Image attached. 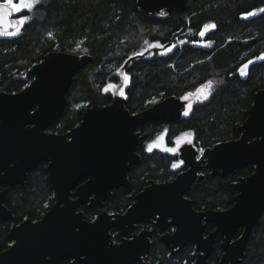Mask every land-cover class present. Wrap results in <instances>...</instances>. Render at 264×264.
<instances>
[{
	"label": "water",
	"instance_id": "95a60500",
	"mask_svg": "<svg viewBox=\"0 0 264 264\" xmlns=\"http://www.w3.org/2000/svg\"><path fill=\"white\" fill-rule=\"evenodd\" d=\"M186 3L137 0L148 15L161 18L170 17L173 10H184ZM20 26L14 7L1 1L0 30L9 32ZM92 59L88 53L49 51L27 71V77L33 78L28 86L15 93L0 92V182L24 184L27 172L47 161L57 198L40 220L28 218L12 226L14 242L0 251V264H63L66 259L84 264H134L149 250L145 233L114 243L109 229L117 225L125 234L135 222L157 214L156 224L161 228L176 226L173 233L161 237L172 251L180 250L186 242L196 244L193 264H207L219 233L224 237L221 261L240 264L264 211V88L255 93L248 117L238 127V138L206 147L200 157L192 144H184L181 157L188 168L173 181H151L125 213L103 211L94 221H87L84 213L77 211L79 204L103 205L113 188L129 186L128 171L141 161L136 148L142 135L137 127L180 119L187 103L182 96L169 95L132 112L126 97L119 93L125 78L123 66L110 103L87 107L80 124L64 133L46 132L62 115L75 74ZM203 164L213 175H227L248 165H253L254 171L233 182L237 193L232 206L197 211L185 193L203 177ZM83 178L88 179L76 186ZM7 191L8 187L0 189V219L14 218L4 204ZM209 223L215 228L205 235Z\"/></svg>",
	"mask_w": 264,
	"mask_h": 264
},
{
	"label": "trees",
	"instance_id": "16d2710c",
	"mask_svg": "<svg viewBox=\"0 0 264 264\" xmlns=\"http://www.w3.org/2000/svg\"><path fill=\"white\" fill-rule=\"evenodd\" d=\"M35 9L37 14L24 23L20 34L0 36V78L6 91L24 87L29 81L24 77L27 70L49 51L93 57L75 74L65 110L52 130L65 131L78 125L90 105L110 103L113 92L102 89L108 81H120L123 66L125 76H129L124 89L126 106L132 112L169 95L183 96L216 79L212 94L195 101L180 119L139 127L145 140L165 131L168 144L185 131H191L193 141L201 147L238 138V127L248 117L255 93L264 88V58H260L264 54V0H187L184 10H173L166 18L148 15L137 0H44ZM256 9L260 11L248 16ZM208 23L214 26L204 32ZM178 40H182L180 45L162 53ZM176 158L156 149L144 154L130 170L129 188L115 190L107 205L123 208L147 178L174 176L178 171L173 165ZM208 171L205 168V177L193 184L189 194L198 208H226L233 205L237 193L233 182L252 173L254 166L227 175ZM53 200L49 173L40 163L29 172L24 185L9 188L6 203L15 214L14 221H20L39 218ZM10 226L11 220H0V249L12 242ZM222 242L218 235L207 264H227L221 261ZM166 250L161 245L154 249L160 264H192L195 258L192 244L169 257ZM240 264H264V211L253 227Z\"/></svg>",
	"mask_w": 264,
	"mask_h": 264
},
{
	"label": "flooded vegetation",
	"instance_id": "af4514ba",
	"mask_svg": "<svg viewBox=\"0 0 264 264\" xmlns=\"http://www.w3.org/2000/svg\"><path fill=\"white\" fill-rule=\"evenodd\" d=\"M7 2V1H5V0H0V2ZM8 3V2H7ZM24 11H26V10H24ZM23 13V11L21 12V13H16L17 14V16H19V18L22 16V15H25V14H22ZM23 27V26H22ZM1 32H3V33H5L4 31H2V30H0ZM30 69V68H29ZM28 69V70H29ZM27 70V71H28ZM24 77L25 78H27L29 81L27 82V84L24 86V87H22L20 90H22L23 88H25L26 86H28L29 85V83L32 81V79L33 78H29V77H27V72L25 73V75H24ZM126 78H127V76H125V78H124V83H123V85L121 86V87H124V86H126L125 85V82H126ZM120 80H121V78H120ZM1 82H2V79L0 78V92H8V93H15V92H18V91H20V90H17V91H6L5 90V88L2 86V84H1ZM120 83V81L119 82H117V83H115L114 84V89L111 91V92H113L114 93V90H115V87L118 85ZM123 96H125V92H124V94H122ZM184 99V98H183ZM68 100V99H67ZM186 100V99H185ZM68 102V101H67ZM97 104V103H96ZM67 105V104H66ZM91 106V105H90ZM186 106V105H185ZM89 107V106H88ZM36 108V107H35ZM184 109H185V107H184ZM65 110V109H64ZM185 111V110H184ZM64 112V111H63ZM63 114V113H62ZM184 114H185V112H184ZM183 114V115H184ZM60 118V117H59ZM58 118V119H59ZM57 119V120H58ZM57 120L55 121V122H53L51 125H49L48 126V128L46 129V132H49V133H64V132H66V131H68V130H70V129H72L73 127H71V128H69V129H67V130H65V131H55V130H52V126L57 122ZM80 124V123H79ZM148 124V123H147ZM146 125V124H145ZM139 127H141V126H138L137 127V131H139L140 133H141V135H142V140H141V142L138 144V146H137V148H136V152L137 153H139L140 155H141V161H142V158H143V155L144 154H148L149 152H151V151H153V150H160V151H162L163 153H165L166 155H177V158H176V160H175V162H179V166H178V168H176L178 171L175 173V175L174 176H172V177H170V178H167V179H158V178H153V177H149V178H147L146 179V181L141 185V187L140 188H138L137 190H135V191H133L132 192V194H133V196H132V199L127 203V205L125 206V207H123V208H120V209H114V208H111V207H109L108 205H107V201H108V199L113 195V193L115 192V190H117V189H122V188H124V189H128L129 188V186L128 187H123V186H119V187H116V188H113L112 189V194L109 196V197H107L106 199H104V202H103V205H94V206H89V201H87V202H84V203H81V204H79V206L77 207V211H82L83 213H84V218L87 220V221H94L103 211H107L109 214H114V213H121V214H123V213H125L127 210H128V208L136 201V196H137V194L139 193V192H141L144 188H146L147 186H149L150 184H151V181H154V182H157V183H163V182H168V181H173L175 178H176V176L179 174V173H181V172H183L184 170H186L187 168H188V165H186V163H185V161H184V159L181 157V148H182V146L184 145V144H187V143H190V144H192L193 145V147L194 148H196L197 150H198V153H197V157H200V155L202 154V152H203V150L206 148V147H201V146H198L197 144H195V142L192 140L191 142H186V143H183L180 147H179V150L177 151V152H174V153H171V152H169L168 150H165V149H159V148H149V146H148V143L149 142H151L152 140H154V139H151V140H145V134L141 131V129H139ZM167 143V142H166ZM143 144V147H142V150H141V148H140V146ZM168 145H170V144H168L167 143V146ZM207 147H209V146H207ZM140 161V162H141ZM139 162V163H140ZM40 163H44L45 165H46V168H47V171H48V173H49V177H50V181H51V183H52V185H53V191H54V200H53V202L50 204V206L45 210V212L42 214V216H40L39 218H37V219H33V218H31V217H25V218H23L22 220H20V221H14V219H15V214H14V212H13V210L7 205V203H6V200H7V195H8V191H9V188H11V187H13V186H7V185H5V184H3V183H1L0 182V189L1 190H4L5 188H7L8 187V191H7V194H6V198H5V201H4V204L10 209V210H12V212H13V215H14V218L13 219H0V220H11V226H10V229H9V234H10V230H11V228H12V226L14 225V224H19L20 222H22V221H24V220H26V219H28V218H30L31 220H33V221H37V220H40L43 216H44V214L52 207V206H54V204L56 203V200H57V198H56V189H55V186H54V183H53V181H52V179H51V175H50V172H49V170H48V162L47 161H42V162H40ZM39 163V164H40ZM38 164V165H39ZM138 164V163H137ZM37 165V166H38ZM134 165H136V164H134ZM134 165H132L131 167H130V169H129V171H128V178H129V185H130V170H131V168L134 166ZM37 166H35V167H33V168H31L28 172H27V175H26V179H25V183H26V181H27V177H28V174H29V172L32 170V169H34V168H36ZM205 168H208L207 166H206V164H203V167H202V169L200 170V172H202L203 173V177L200 179V180H196L195 182H198V181H201L204 177H205V174H206V172H205ZM209 169V168H208ZM210 174H211V170L209 169V171H208ZM213 175V174H212ZM88 178H83V179H81L79 182H78V184L76 185V186H78L79 184H81V183H83V182H85L86 180H87ZM195 182H193V184L195 183ZM24 183V184H25ZM24 184H21V185H24ZM193 184H192V186H193ZM17 185H20V184H17ZM14 186H16V185H14ZM76 186L72 189V191H74L75 189H76ZM192 186H191V188H192ZM191 188L185 193V197H187V198H189V199H191L192 200V206H193V208L195 209V210H197V211H202V210H208V209H226V208H228V207H226V208H213V207H200V208H198V207H196V205H195V201H194V199L191 197V195L189 194V192H190V190H191ZM92 196H94V194H92L91 195V197ZM232 206V205H231ZM230 207V206H229ZM87 210L89 211V210H93V212L90 214H88L87 213ZM159 216V214H157L156 216H154V215H152V216H146L145 218H143L142 220H140V221H137V222H135L134 223V225L133 226H131V227H128L127 228V231H126V233L125 234H123L122 233V229H121V227H119V226H117V225H115V226H112L110 229H109V232H110V234H111V238H112V240H113V242L114 243H121V242H123L124 241V239H133V238H135L136 236H139L141 233H145V236L147 237V239L149 240V242H150V246H149V250L148 251H146L145 253H141L140 254V260H138V261H136L134 264H160V261H159V259H157V258H155L154 257V249H155V247H156V245H161V246H164L167 250H166V257H169V256H171V255H175V254H177L179 251H181L187 244H192V245H194V248H195V252H194V254H195V258H194V260L196 259V256H197V249H196V244L194 243V242H186L185 243V245L180 249V250H178V251H172L171 250V248L161 239V237L164 235V234H166V233H173L175 230H176V226H166L165 228H161L158 224H156V222H157V217ZM171 219V217H169V220ZM214 228H215V225L213 224V223H209V224H207V226H206V231H205V235H207V234H209L212 230H214ZM242 232V229L238 232V234L234 237V238H237L239 235H240V233ZM218 235H221L220 233L219 234H217V236ZM11 236V235H10ZM217 236H216V238H217ZM222 237H223V235H221ZM12 238V237H11ZM216 238H215V240H216ZM13 242H14V240H13V238H12V242H11V244L9 245V246H11L12 244H13ZM223 242H224V237H223ZM223 242H222V246H223ZM214 244H215V242H214ZM8 246V247H9ZM7 247V248H8ZM247 247V246H246ZM7 248H3V249H0V251H2V250H5V249H7ZM214 249V248H213ZM246 251V250H245ZM213 252V251H212ZM223 252H224V248H223ZM222 252V253H223ZM222 255V254H221ZM211 256V255H210ZM209 259V258H208ZM194 260H193V262H194ZM66 262H70V263H72V264H84V263H74L73 262V259H66L64 262H63V264H65ZM193 262H192V264H193Z\"/></svg>",
	"mask_w": 264,
	"mask_h": 264
},
{
	"label": "rangeland",
	"instance_id": "374dc122",
	"mask_svg": "<svg viewBox=\"0 0 264 264\" xmlns=\"http://www.w3.org/2000/svg\"><path fill=\"white\" fill-rule=\"evenodd\" d=\"M7 1L9 4H11L14 7V10L16 13H21L24 10H27L28 13L25 15H22L20 17V21H21V26L17 29L11 30L9 32H1L0 31V36H14V35H18L21 33L22 31V26L24 25V23L26 21H28L32 16L36 15V9H35V5L40 3L41 1L44 0H5ZM260 11V9H256L252 12H250L248 14V16L254 15L256 13H258ZM214 25L212 23H208L204 26V32L211 29ZM182 43V40H178L172 47L169 48H165L162 53H167L169 52L171 49H173L174 47L180 45ZM208 45V43H205ZM158 43H149L148 46H158ZM260 58H264V54H262L260 56ZM245 68L241 69L242 73H245ZM116 72V71H115ZM129 81V76H127L126 78V82L125 85L128 83ZM216 79H211L206 81L205 83H203L202 85H200L197 89L187 92L186 94H184L182 97L184 99L187 100L186 106H185V113L190 112L191 107L193 105V103L195 101H203L206 100L213 92L215 86H216ZM116 82L115 81H108L107 84L103 87V92H110L114 89V84ZM124 87H121L119 89V93L122 95L124 94ZM165 132V131H164ZM164 132L159 133V135L154 138V140H152L151 142L148 143L149 148H161V149H165L168 150L171 153L177 152L179 150V147L186 142H191L193 140V134L191 131H185L182 132L180 134H178L174 139L173 142L167 146V143L165 141V135ZM173 165L175 167L179 166V162H174Z\"/></svg>",
	"mask_w": 264,
	"mask_h": 264
}]
</instances>
